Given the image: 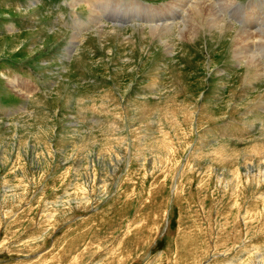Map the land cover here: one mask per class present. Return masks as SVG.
<instances>
[{
  "label": "rangeland",
  "instance_id": "1",
  "mask_svg": "<svg viewBox=\"0 0 264 264\" xmlns=\"http://www.w3.org/2000/svg\"><path fill=\"white\" fill-rule=\"evenodd\" d=\"M131 1L0 0V264H264V77L235 53L264 0L217 4L222 33L187 9L171 53Z\"/></svg>",
  "mask_w": 264,
  "mask_h": 264
},
{
  "label": "bare ground",
  "instance_id": "2",
  "mask_svg": "<svg viewBox=\"0 0 264 264\" xmlns=\"http://www.w3.org/2000/svg\"><path fill=\"white\" fill-rule=\"evenodd\" d=\"M79 1H84L86 4H88V6L92 10V12L95 13V17L96 18H94L93 21L94 22L96 21V24H98V21L101 19V16L98 13V12H101V9H100L101 5L104 7L105 4L107 5V2H109L111 0H76L77 3H79ZM117 1L120 2V0H115L114 1L115 5L112 4L113 2L111 4L109 2V4H108V6L111 5V8H110V10H112L110 12L111 15H121V14H119V11H118L119 10L118 6H120V5H119V3H117ZM174 1H175V3H173ZM176 1H179V3H181V6L177 7V9L173 10L176 7ZM224 1H226V0H185V1L184 0H173L172 2L170 1L167 4H163V6L161 8L158 7L160 9L159 11L156 10L153 6H146L144 4H141V2L138 3L135 0H133V1L129 2V3L132 4L133 8H135L139 13L142 12L143 14H145L147 16V20L152 22L151 23L152 27H150V33L152 34V36L153 37L154 36H156V37L160 36L161 40H163L162 37H164L168 33L172 32V28L174 26H178V25H179V31H180V39H184V34H185L184 31L187 28L186 27H184V28L181 27V20H179V18L181 17V15L183 16L187 12V9H190V8H192L195 11L197 10V12L200 14L199 17L197 18L198 20L200 19V22H199V25L196 26V27H199L200 25L202 26L201 23H204L206 25V27H208L210 30L211 29H216L219 33L224 32V30H226V28H229V27L233 28L234 25H232L227 20H225L223 18V14H220V11H223V10L217 8V4L221 5V4L224 3ZM231 1H233V0H231ZM260 5H263V4H260ZM98 8H99L100 11H98ZM168 12L169 13L171 12V15H169ZM175 13H177L179 16H177ZM158 14L159 15L163 14L164 16L162 18L160 17L158 20H154V18L159 16ZM97 18H98V21L95 20ZM113 18H116V17H113ZM120 18L118 16L116 22L117 21L118 22H121V21L124 22V20H122ZM189 18H191V17H189ZM169 20H171V22H168ZM93 21H91V22H93ZM155 21H158V22L154 23ZM160 21L162 23H160ZM182 21H185V20H182ZM258 21L254 22V24L251 25V26L248 25V24H244L241 27V30L237 34V43H239L240 46H239V50L235 51L236 57L238 58V57H240V55H242L241 56V61H243L246 58L245 59V61H246L245 65H246V70H247L246 71L247 72L246 76L249 77V78L251 77V79H253L252 76H248V75H249V73L251 71L253 73V74L252 73L251 74L254 75L255 69L257 70V73H259L261 71L260 74L258 75V77L259 76H260V78L264 77V72L262 73V71H264V57H260L261 55L260 56L258 55L259 52L264 53V43L262 42V38L264 36V23L263 22L259 23ZM99 31H101V30H99ZM77 32H79V31H77ZM98 33H101V32H98ZM196 36L197 35H191V39L194 40ZM76 37H77V35H74L73 42L76 41L75 40ZM187 37H189V36H187ZM162 42H164V44L167 46L168 52L170 50L169 53H171L173 45H171V43H169V41H167V40L166 41L163 40ZM258 42H261L260 46H258ZM253 44H255V46H257L258 53L255 50H253V47H254V46H252ZM243 45H244V48L242 49ZM72 52H73V50L71 51V53ZM244 69H245V67H244ZM253 80H256V79H253ZM10 85L12 87H14L15 89L17 87L16 86L17 83L15 81H13V80H11ZM173 107H175V106H173ZM94 109H97V108H94ZM172 109H174V108H172ZM165 139H166V137H165ZM170 144H172V143H170Z\"/></svg>",
  "mask_w": 264,
  "mask_h": 264
}]
</instances>
